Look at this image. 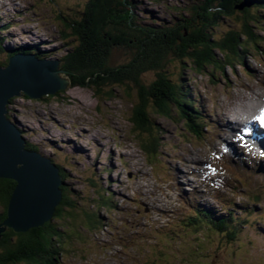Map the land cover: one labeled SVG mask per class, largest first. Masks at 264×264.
Instances as JSON below:
<instances>
[{
	"label": "rangeland",
	"instance_id": "rangeland-1",
	"mask_svg": "<svg viewBox=\"0 0 264 264\" xmlns=\"http://www.w3.org/2000/svg\"><path fill=\"white\" fill-rule=\"evenodd\" d=\"M13 1L0 0V17L9 26L12 25L1 35L3 46L0 60H7L8 49L21 48L27 42L25 46L35 43L40 52L57 59H63L62 53L79 46L78 43L75 45V38L69 34V38L64 37L63 34L67 33L65 26L58 28L55 24L54 11L64 6L62 3L65 0H56L57 4L53 6L51 2L41 6L37 0ZM244 1L227 2L226 5L233 3L235 20L230 17L223 22L226 27H221L216 33L212 31L210 35L212 38L222 37L229 26L242 30L243 23L249 20L250 30L260 41L258 49L251 45L248 36L247 39L241 37L244 52L241 51L239 59H223V53L215 50L216 58L204 66L209 71H184L185 86L189 87L195 100L203 103L199 106L197 117L204 120L202 130L207 138L201 137L204 143L199 137L186 132V127L175 111L172 117H167L157 115L151 109L148 117L153 122L154 130H151L152 134H142V130L130 122L138 100L137 87L131 85V96L126 93V87H116L113 91L110 90L112 86L104 87V91L109 92L96 98L90 90L72 87L66 71L63 73L61 68L59 76L69 83L58 95L40 100H28L23 95L10 99L13 103L8 108V119L23 130L29 144L64 168L65 187L69 197L76 203L73 211L65 209L66 220L55 222L63 225L67 235L64 255L56 257L58 264H167L169 260L175 262L172 264H180L182 259L177 258V254L182 256L181 251L185 246L190 254L203 251L207 256L204 260L207 264H264V194L260 193L264 188V161L262 158L236 160L238 164L244 165L238 172L234 169L237 173L235 176L232 169L227 168L230 186L224 183L219 172H214L206 164L209 162V153L224 139V134L217 135V132L210 136L213 129H217L216 124L219 123L214 120L219 114L242 108L240 115L244 116L235 120L241 122L242 119H254L257 116L255 112L260 110L259 106L264 107V0ZM127 2L135 4V14L141 20V27L148 40H154L155 35L160 34L162 26L171 25L186 17V13L171 12V16H167L171 5L191 6V0ZM36 3L37 9L34 6ZM256 3L260 14L257 15V21H251V17L256 15ZM236 6L245 8L239 12L235 9ZM245 9L249 10L248 15L245 14ZM70 12L68 16L73 17V10L70 9ZM236 15H240L239 20ZM26 29L33 33L27 30L28 33L23 35V30ZM185 33L183 30V34ZM214 64H217L216 68L213 67ZM112 93H115V98L107 99L113 96ZM143 136L147 140L140 139ZM153 138H158V147L156 146L155 154L148 155L140 145H149ZM252 141L246 142L249 148L254 146ZM220 146H217L219 148L216 152H225L228 154L225 158L228 159L229 146ZM29 150L36 151L32 148ZM130 154L132 155L128 157ZM134 157L137 158V166L142 169L139 173L136 172V163L128 159ZM176 168H180L182 173H188L185 179L193 182V188L189 186L188 190L199 187L203 180L206 183V188L202 186L199 195L192 200L194 208L191 211L184 209L175 199L178 193L174 192L175 189L171 191L174 195H169L168 177L171 176L170 173L176 172ZM171 180L174 182L176 178ZM97 192L103 193L102 199H108V203L94 200ZM253 193L254 196L261 197V202L256 199L250 203V195ZM63 200L61 196V202ZM183 200L189 202L185 197ZM208 207H213L214 212ZM70 211L71 215L68 214ZM91 211H97L99 225L92 223L98 222L99 217L95 214L89 215L92 221L87 218L86 213ZM197 211L207 212L212 218L226 217L229 214H236L240 218L249 215L248 223L243 222L242 228L236 226L235 231L229 230L235 232L233 236L237 238L238 244L244 243L243 248L233 247L236 245L229 244L226 236L209 232L208 238L199 235L197 243L191 237L185 241L183 233L189 232L185 228L191 225L190 218ZM193 233L195 232L191 234ZM171 235L175 236L173 240ZM147 241H155L161 248L174 247L178 252L164 251L158 246L153 249L148 246ZM197 244L201 248L196 249ZM256 248L260 251H255ZM198 259H188V263L195 264ZM198 264H202L200 259Z\"/></svg>",
	"mask_w": 264,
	"mask_h": 264
},
{
	"label": "trees",
	"instance_id": "trees-1",
	"mask_svg": "<svg viewBox=\"0 0 264 264\" xmlns=\"http://www.w3.org/2000/svg\"><path fill=\"white\" fill-rule=\"evenodd\" d=\"M44 1L51 2L52 6L57 4L56 0ZM227 2L231 0H205L201 7L195 6L189 10L191 17L189 21L176 28L165 27V30L155 35L154 40H148L141 27V20L135 14L134 4L130 5L127 0H65L62 3L64 6L57 9L67 31L63 35L66 38L70 36L75 38L77 40L75 45L78 43L79 46H75L74 52L68 55V61L65 60L63 63L61 59L62 67L72 87L90 90L96 98L109 92L104 91V87L112 86L110 88L112 91L116 87H126L129 96H131L129 92L132 91L131 85L137 87L138 100L135 102L131 123L138 126L142 134L146 132L152 134L151 130H154L153 122L148 117L151 109L158 113L157 115L167 117H172L175 111L179 120L190 130V134L202 140L201 137H205L202 130L204 120L197 117L199 108L195 106L190 90L183 89L184 71L186 69H192L194 72L209 71L204 66L216 58L215 50L223 53V59L230 61L239 59L241 51L244 52L241 37L247 39L248 36L251 45L257 49L260 43L258 36L250 30L249 20L243 23L242 30L229 26V30L222 37L212 38L211 32L221 30V27L225 26L223 22L230 17L235 20L233 3L226 5ZM257 5L256 3V8L254 7L256 15L251 17V21H257V15L260 14ZM70 9L73 10V17L68 16L71 13ZM79 9L81 11H77ZM245 14H249L248 9H245ZM239 16H235L237 20ZM55 19L59 20V16ZM183 30L187 36L183 34ZM36 50L35 48L34 51ZM38 56L43 58L41 54ZM213 67L216 68L217 64ZM213 84L215 85V81ZM114 98L115 93L112 97H107ZM142 138L146 139L144 136L140 137ZM157 139L153 138L149 145L140 147L146 154L153 155L158 147ZM30 148L37 151L28 143L27 149ZM61 178L64 182L61 187L64 200L57 207L55 216L43 227L31 229L27 233L16 234L13 230L7 229L0 240V264H58L56 257L64 255L67 235L62 228L63 225L55 222L66 220L65 209L73 211L76 204L69 197L68 189L65 187L63 170ZM14 186L13 181L0 179V207L3 208L0 224L7 218L8 201ZM102 198L94 200L108 203V199ZM72 211L68 214L71 215ZM92 212L86 213L87 218L94 214L98 217L97 213ZM230 216L233 224V220L236 221L237 218L232 214ZM194 223L196 224V221ZM237 243V238L233 236L232 246ZM196 252L192 257L188 255L182 259L180 264H189L188 258L190 261L196 258L200 261L207 259L203 251L198 254ZM199 259L194 263L198 264ZM167 262L172 264L173 260Z\"/></svg>",
	"mask_w": 264,
	"mask_h": 264
},
{
	"label": "water",
	"instance_id": "water-1",
	"mask_svg": "<svg viewBox=\"0 0 264 264\" xmlns=\"http://www.w3.org/2000/svg\"><path fill=\"white\" fill-rule=\"evenodd\" d=\"M244 8L235 7L239 11ZM34 56H13L6 67H0V179L15 183L7 218L0 224V240L7 229L21 234L46 225L55 216L62 196L59 170H53L48 158L25 150L23 132L8 119L10 99L25 95L40 100L66 89L58 66Z\"/></svg>",
	"mask_w": 264,
	"mask_h": 264
},
{
	"label": "bare ground",
	"instance_id": "bare-ground-1",
	"mask_svg": "<svg viewBox=\"0 0 264 264\" xmlns=\"http://www.w3.org/2000/svg\"><path fill=\"white\" fill-rule=\"evenodd\" d=\"M12 1V3L14 2L13 0H11ZM243 2H245V1H243ZM253 2V1H252ZM30 31V32H32L31 30H29V29H26V30H23V35L24 34H26V33H28V31ZM33 33V32H32ZM54 64H55V66H58V70H60V68H61V66H62V62H61V59H57V60H55L54 59ZM61 71V70H60ZM57 73H59L60 74V72H57ZM256 75V74H255ZM60 77V76H59ZM60 79H61V77H60ZM65 79V78H64ZM258 79H260V78H258ZM62 81H63V83L64 84H67L68 85V81H65V80H63V79H61ZM262 88V87H261ZM245 89V88H244ZM239 90V89H238ZM240 93V92H239ZM243 93V92H242ZM241 93V94H242ZM262 95V94H261ZM241 96H243V95H241ZM237 97H239V96H237ZM261 97V96H260ZM263 97H264V95H263ZM248 98V97H247ZM256 98V97H255ZM259 98V97H258ZM251 99V98H250ZM264 99V98H263ZM71 102H76V101H73V100H70ZM255 102V101H254ZM262 102V101H261ZM77 103H79V102H77ZM260 103V102H259ZM264 103V102H263ZM12 103H9V107H10V105H11ZM76 104V103H75ZM247 104V103H246ZM250 106V105H249ZM248 106V107H249ZM8 107V108H9ZM260 107V110L261 109H264V107L263 106H259ZM251 109H254V107H250ZM242 108H237V109H232V110H230L228 113H224V114H219L218 115V119H221V123H219V124H217V126H218V132H217V135H223L224 134V139H221V143H220V145H225L226 143H230V144H233L234 145V148L236 149L237 147H238V145H239V138H238V136H236L238 133H237V131L238 130H241V132H243V130H248V131H250V134L253 136V139H254V141H256L257 143H258V145L256 146V144L254 143V141H252L253 143H254V146H252V147H250L251 148V150L253 151V152H255L256 153V150H257V147L259 148V152L258 153H256V155L254 156V158H262V160L264 161V127H261L260 125H259V123H258V121H256L255 119H246V120H243L242 118V120H241V122H238V121H235L236 119H239V117L240 116H244V115H240V113L242 112ZM260 110L258 111V112H255L257 115H259V113H260ZM230 117V118H229ZM250 117V116H249ZM252 118V117H251ZM131 119H132V117H131ZM215 122H217V120L215 119L214 120ZM130 122H131V120H130ZM244 122V128H241V127H238V126H236V125H240L241 123H243ZM218 123V122H217ZM132 124V123H131ZM224 125H225V128H224ZM225 129V133H224V129ZM164 130V133H165V129H163ZM230 131L232 132V133H234L235 135L233 136L232 134H230ZM248 134V133H247ZM226 138V139H225ZM123 142V141H122ZM206 142H207V140H206ZM220 145H216L215 146V148H214V151L216 152V151H218V149L217 148H219V147H221ZM217 146H219V147H217ZM122 148H125L124 146H121ZM196 153V152H195ZM43 155V154H42ZM132 154H130V155H128V157L129 156H131ZM44 156V155H43ZM199 156V155H198ZM243 156L244 157H246L247 156V158H249L250 159V157H249V155H247V154H244L243 153ZM126 158V157H125ZM129 160H133L135 163H136V167H137V170H136V172L137 173H139V172H141V170L142 169H140L139 168V166H137V158L136 157H134V158H128ZM200 159H202V158H200ZM128 161V160H127ZM200 162H203V161H200ZM196 163H198V162H196ZM201 164V163H200ZM53 166V170L54 171H56V166L55 165H52ZM203 170H205V169H203ZM57 173V172H56ZM247 174V173H246ZM57 177L59 178V180H60V183H61V179H60V176L58 175V173H57ZM62 184V183H61ZM200 189V188H199ZM192 191V190H191ZM199 191V190H198ZM178 193H176L177 194V197L179 198V200L181 201V200H183V198H184V196L181 194V192L180 191H177ZM202 198V197H201ZM61 198H59V200H60ZM60 202H61V200H60ZM59 202V203H60ZM209 209H211L213 212H214V208L213 207H208ZM223 219V218H222ZM233 224H234V222H233ZM189 232H184L183 233V238H184V240L185 241H187V239H189L191 236L188 234ZM195 233H199V232H195ZM168 236H170V234H168ZM171 240H173L174 239V237L175 236H172L171 235ZM147 243H148V246H151V247H155V246H158V247H160L161 248V246H160V244H157L155 241H147ZM173 244H175L176 245V243H173ZM161 249H164L165 251H169V249L167 248V247H163V248H161ZM173 251H177L178 252V249H176V250H173ZM182 252L184 253V255H185V258H187V256L188 255H191V257L194 255V253L195 252H191V254H190V252L185 248V249H182ZM166 254H168L167 252H166ZM168 256V255H167ZM189 259V258H188Z\"/></svg>",
	"mask_w": 264,
	"mask_h": 264
},
{
	"label": "snow or ice",
	"instance_id": "snow-or-ice-1",
	"mask_svg": "<svg viewBox=\"0 0 264 264\" xmlns=\"http://www.w3.org/2000/svg\"><path fill=\"white\" fill-rule=\"evenodd\" d=\"M254 119L259 122L261 127H264V109H261L259 115L255 116Z\"/></svg>",
	"mask_w": 264,
	"mask_h": 264
}]
</instances>
